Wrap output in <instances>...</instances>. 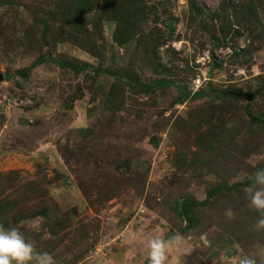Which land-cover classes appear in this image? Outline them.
<instances>
[{
  "label": "rangeland",
  "instance_id": "374dc122",
  "mask_svg": "<svg viewBox=\"0 0 264 264\" xmlns=\"http://www.w3.org/2000/svg\"><path fill=\"white\" fill-rule=\"evenodd\" d=\"M69 1L0 0V171L38 184L26 204L32 195L55 204L49 219L15 227L57 264H149L147 241L177 231L193 247L181 264H237L264 251L261 213L240 184L264 157V123L249 120L264 114L262 1L238 33L227 27V0H194L201 14L187 0H115L106 11L94 0L77 31L62 22ZM138 12L135 37L113 41ZM40 55L47 61L15 74ZM56 58L103 73L75 74ZM156 78L171 85L142 94L124 84ZM185 196L200 202L192 230L178 211Z\"/></svg>",
  "mask_w": 264,
  "mask_h": 264
},
{
  "label": "trees",
  "instance_id": "16d2710c",
  "mask_svg": "<svg viewBox=\"0 0 264 264\" xmlns=\"http://www.w3.org/2000/svg\"><path fill=\"white\" fill-rule=\"evenodd\" d=\"M103 10L106 11V7L109 5H117L115 0H104ZM262 5L264 6V0ZM94 0H70L69 6L66 10L67 14L62 18L64 25H67L68 28L72 30H80L79 26H82L79 22L83 15H87L94 9ZM95 3V2H94ZM189 7H191L197 14H201V9L194 4V0H187ZM224 4V3H223ZM222 4V5H223ZM226 5V4H224ZM253 0H247V4L244 6L238 5L234 0H227V27L234 26L233 31L238 33L239 27H242L243 30L248 29L250 23H252L250 16L253 13ZM222 7V6H221ZM131 6H119L112 13V19L116 22H119L128 16ZM222 9V8H221ZM138 13H133L134 18L128 23L127 26L118 30V28L112 34V40L117 44H124L130 41L135 37V28L138 18H135ZM219 12L213 11L210 15H218ZM254 22H257L254 19ZM132 23V24H131ZM131 24V25H130ZM97 25L96 23L93 24ZM47 59L44 55H40L35 58L28 66L19 68L15 70V74L23 76L25 75L32 67L46 62ZM54 62L58 67L67 68L73 73L77 74L87 69L95 75L103 73V70L98 67H93L91 64L82 61L74 62L71 60H65L56 58ZM105 72V71H104ZM115 79L118 80L115 73ZM127 84L133 89L141 92L142 94H147L151 92L155 87L165 88L168 87L171 82L168 79L156 78L148 83L142 81L135 82L131 84V80L124 81V84ZM197 93V94H196ZM213 93L218 94L219 91H213ZM195 96L198 95V91L194 93ZM251 123H264V114H257L249 117ZM258 168H264V157L259 163ZM254 169V171L256 170ZM253 171V172H254ZM250 172V171H249ZM253 183L252 179L240 182L241 185L250 186ZM38 184L34 181H28L25 183H20L17 179L16 172L13 170L0 171V224H3L5 228L16 226V223L22 218H35L42 216L46 220L49 219V214L55 206L54 202H47L45 200L36 199V196L32 195V201L26 204V201L29 200V195L37 190ZM222 185L218 184L210 189L207 193V196H211L214 192H220ZM4 193V194H3ZM3 194V196H2ZM203 203V202H202ZM24 206H23V205ZM200 204L190 196H185L178 204V211L181 213L183 221L185 222V227L188 230L194 229L195 225L198 223V219L195 215V208ZM18 206V207H17ZM21 231V229H20ZM22 232V231H21ZM144 263V262H143Z\"/></svg>",
  "mask_w": 264,
  "mask_h": 264
},
{
  "label": "clouds",
  "instance_id": "9594fccd",
  "mask_svg": "<svg viewBox=\"0 0 264 264\" xmlns=\"http://www.w3.org/2000/svg\"><path fill=\"white\" fill-rule=\"evenodd\" d=\"M253 183L245 188L249 206L261 213L254 227L264 230V168H258L251 174ZM224 216L235 220L236 213L228 207ZM199 239L208 245L206 234ZM149 264H172L169 253L175 251L179 255L174 264H181L180 256L189 255L193 247L189 238L180 232H175L166 238L164 236L152 237L146 244ZM0 264H57L54 256L49 252H38L35 243L27 240L18 227L5 228L0 224ZM237 264H264V251L256 254H242L237 258Z\"/></svg>",
  "mask_w": 264,
  "mask_h": 264
},
{
  "label": "water",
  "instance_id": "95a60500",
  "mask_svg": "<svg viewBox=\"0 0 264 264\" xmlns=\"http://www.w3.org/2000/svg\"><path fill=\"white\" fill-rule=\"evenodd\" d=\"M2 80V75L0 73V81ZM234 96L238 97V98H241V99H244L246 101L250 100L252 95L249 94V93H243L241 91H232L231 92Z\"/></svg>",
  "mask_w": 264,
  "mask_h": 264
}]
</instances>
